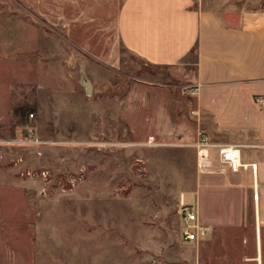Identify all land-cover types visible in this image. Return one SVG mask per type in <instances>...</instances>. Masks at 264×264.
Masks as SVG:
<instances>
[{
	"label": "rangeland",
	"instance_id": "1",
	"mask_svg": "<svg viewBox=\"0 0 264 264\" xmlns=\"http://www.w3.org/2000/svg\"><path fill=\"white\" fill-rule=\"evenodd\" d=\"M119 2L0 0V264H232L253 237L247 211L242 229L184 239L198 184L191 68L125 50Z\"/></svg>",
	"mask_w": 264,
	"mask_h": 264
},
{
	"label": "crops",
	"instance_id": "2",
	"mask_svg": "<svg viewBox=\"0 0 264 264\" xmlns=\"http://www.w3.org/2000/svg\"><path fill=\"white\" fill-rule=\"evenodd\" d=\"M113 24L120 45L142 61L181 72L191 68V143L202 132L213 145L238 146L241 162L256 164L254 173L231 172L212 147L208 170L198 172L192 195L197 222L208 228L205 240L214 238V230L247 226L249 211L254 234L238 242L232 264H264V109L255 102L264 96V9L221 11L202 0H120ZM242 149L254 153L243 157ZM228 258L219 254V264H229Z\"/></svg>",
	"mask_w": 264,
	"mask_h": 264
},
{
	"label": "built area",
	"instance_id": "3",
	"mask_svg": "<svg viewBox=\"0 0 264 264\" xmlns=\"http://www.w3.org/2000/svg\"><path fill=\"white\" fill-rule=\"evenodd\" d=\"M255 102L260 108L264 109V96L256 97ZM147 145H156L155 138L153 136L148 137ZM191 145L196 150V168L199 173H205L208 170L210 148L212 147L216 148L219 163L231 172H238L240 169L247 168H250L253 173L256 171V164H244L241 162L240 150L236 145H213L209 138L202 132H199L196 140ZM182 212L185 215L186 222L188 223L187 230L184 232V239L186 241L204 239L208 228L198 224L195 208L190 205L188 207H184Z\"/></svg>",
	"mask_w": 264,
	"mask_h": 264
},
{
	"label": "water",
	"instance_id": "4",
	"mask_svg": "<svg viewBox=\"0 0 264 264\" xmlns=\"http://www.w3.org/2000/svg\"><path fill=\"white\" fill-rule=\"evenodd\" d=\"M86 92L89 93L90 92V84L88 82H83Z\"/></svg>",
	"mask_w": 264,
	"mask_h": 264
}]
</instances>
